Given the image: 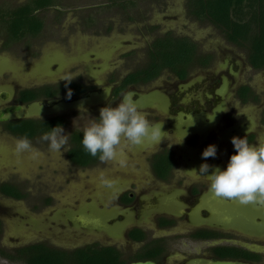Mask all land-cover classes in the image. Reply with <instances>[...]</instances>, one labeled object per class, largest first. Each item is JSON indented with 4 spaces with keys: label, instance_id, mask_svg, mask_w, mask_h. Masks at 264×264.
Segmentation results:
<instances>
[{
    "label": "flooded vegetation",
    "instance_id": "af4514ba",
    "mask_svg": "<svg viewBox=\"0 0 264 264\" xmlns=\"http://www.w3.org/2000/svg\"><path fill=\"white\" fill-rule=\"evenodd\" d=\"M46 1L44 4L42 0H20L16 5H13L9 1L0 3V32H2V34L0 33V112L14 106H23L24 109H28L33 105H44L46 107L53 102H65L66 100H74L81 97L89 99V101H93V99L97 100V98L98 100L100 99L90 106L91 111H93L96 107H100L101 109L103 106H113L109 103L104 104L107 100L117 101L119 103L123 95L128 92H133L135 93L134 99L138 103L139 110L146 113L148 118L155 120L152 124L162 125L161 131L165 133L162 138L163 143L168 142L169 139H167V136L169 134H173L177 138L187 137V135H198L199 130L202 128V120L206 118L203 117L201 120L195 114L203 109V104H208V107L209 104L215 106L214 108L216 109L213 110L210 118L207 117L208 120L212 119L210 121H214L217 113L216 110L222 107L220 102L223 99V91L215 90L216 84L213 85L214 87H211L209 96L204 100L201 101L198 97L199 94L205 91L195 90L197 95L195 100L190 99L188 101L183 100L182 103L180 102L182 95L185 96L193 88V85L190 83L192 85L190 86L188 83L195 68H201L203 70L210 69L216 60L210 54L204 55L199 53L195 41L188 36H175L170 32L158 37L155 35L156 37L146 46V62L128 73L131 74L144 69L149 60L147 51L152 48L153 42L169 35L174 38H186V40H190L196 46L194 64H191L187 68L185 78H179L174 73L164 69L152 81H138L137 83H131L122 87L125 77L128 75L126 74L121 79L118 77L108 79L106 82L108 90L104 91L103 84L97 81L99 73L104 70L102 69L103 67L94 66L92 67L94 70L91 71L86 66L89 70L87 71L89 76L86 75L88 79L86 81L78 77L71 83L63 80L41 81L46 76H40V72H51L50 70L53 69L52 72L56 75L65 64V62L62 63L60 60L58 53L52 52L48 54L46 48L54 42L59 43L58 37L61 38V32L65 26L67 27L65 22L69 19V14L73 13L70 10L74 11L73 14H77L78 9L74 4L76 0H73V2H65L63 0ZM104 4L105 8L119 10L122 13L129 9L128 6L130 8L134 7V4L129 2V0L120 2L118 0H109ZM186 5L185 11L187 18H191ZM92 6L95 5H88L87 11H93ZM21 7H29L30 18L32 21L39 22L41 26L36 34L25 33L15 38L10 33L8 25H10L13 12ZM47 14L53 15L51 19L52 24L50 23L48 26L51 25L55 29L58 37L54 41L46 40L43 42L39 38L44 32L45 25H47L45 23ZM96 19L95 15L93 17L89 16L86 20H83V25L90 30H95ZM191 19L195 20L194 18ZM59 25L61 26V30L58 31L57 27ZM209 26L212 27L211 25ZM1 27H4V30H1ZM112 27H110L111 29L108 27L107 33L112 31ZM148 27L150 29L147 30L146 35L152 36L156 33V26L150 24L146 28ZM28 40L32 44L38 40V43L30 49L29 47L31 45L27 43ZM19 45L26 46V48L24 46L22 47L25 57L28 58L25 60V65L18 62L13 55L14 53H12L14 51L13 47ZM244 52L246 54L245 62L247 69L257 75H262L264 68L260 70L253 69L247 61V52ZM76 54L73 61L85 63L91 57L98 59L97 53H88L83 57H80L81 54L78 52ZM45 57L48 59L46 67H35V64L39 63ZM198 58H207L208 65L206 67L200 66L197 63L199 62L197 60ZM230 68L232 71H235L234 65L231 64ZM49 74L51 75V73ZM165 74L171 77L172 84L170 83L169 87L166 90L164 89L165 91L162 94L157 89L145 93L139 92L138 89H144L146 87L153 88L154 83ZM17 78L20 80H18L19 82ZM33 79L41 82L33 83ZM70 85L82 86L80 93L71 95V98L66 93V89ZM46 89L55 91L56 95L51 98L46 97L43 92ZM243 89L247 91L243 93L244 96H240L242 95ZM27 91L34 93L40 91L42 95L34 101H23L21 94ZM103 93L107 94V100H105L106 97L104 98ZM233 94L243 105L262 104L259 92L248 83L239 84L233 89ZM191 100L193 101L192 103L190 102ZM185 105H188L187 109L183 107ZM60 117L64 119L61 115L43 116L39 114L32 116L19 114L15 115L8 122L0 123V130L3 133L19 139L20 137L7 130L6 126L9 123ZM156 119L158 120L156 121ZM40 139L43 140L42 138ZM253 139L250 137L248 140L252 141ZM163 143H159L160 146L154 144L156 147L153 148V151L150 150V154L148 153V156H146L147 161L140 163L133 162L134 164L128 167L129 169L121 170L123 174H131V177L120 179L122 183L118 185L119 189L115 194L117 195V205L119 208L117 210H114V208L111 209L109 214L110 212L113 214L104 218L102 217L100 220L103 223L97 221V226H94V224L92 226L88 221L92 222L94 219H89L88 216L84 215L85 213L79 216L81 220H77L78 218L74 219L72 218L73 216H70L68 222L74 231H83L81 234L86 235L88 233V227H91V230H95L96 233H100L103 236L102 239L93 243L69 248L65 247L66 245L49 244L41 240H30L26 242L15 240L14 243L5 245L3 239L4 236L7 238V232L5 231L4 224L0 220V263L29 264L32 254L30 255L31 252H28V248L32 246H38V248L43 246L49 250L61 251L71 255L69 264H76V259L72 254L85 248L113 251L114 256L116 255L113 264H264V206H243L235 200L216 198L209 191L210 181L206 177L212 174L215 167H210L209 171L202 173L199 179L191 173L177 171L180 169L175 161L174 151L169 145H164ZM152 147H146L147 149L144 148V151L146 152ZM69 148L70 142L68 140L66 153ZM168 152L172 155L173 163L168 166L166 176L159 178L156 170L164 168L167 165L154 161V159L158 155H163ZM103 163L99 161L94 166L88 167V169H95ZM184 163L183 171L187 172L195 169L199 173L200 168L187 164V162ZM129 183L134 188L126 187ZM4 185L17 187L23 193L24 198L17 200L0 192L1 197L17 202L27 199V193L23 192V188L17 184L3 182L0 183V188ZM89 200L91 202L92 197ZM51 201L49 199L46 200L43 206L45 208L50 207ZM88 208L91 209L90 206ZM96 210L95 208L90 210L91 214L96 212ZM94 221L96 222V220ZM13 234L15 235V233ZM78 235L75 238H78ZM27 236L29 237L30 235L28 234ZM27 236L24 238L29 239ZM10 239L12 241L14 240L13 237ZM25 249H27L25 252L21 251Z\"/></svg>",
    "mask_w": 264,
    "mask_h": 264
},
{
    "label": "rangeland",
    "instance_id": "374dc122",
    "mask_svg": "<svg viewBox=\"0 0 264 264\" xmlns=\"http://www.w3.org/2000/svg\"><path fill=\"white\" fill-rule=\"evenodd\" d=\"M3 1H9L16 5L20 0H0V3ZM63 1L73 2V0ZM108 1L76 0L74 4L78 8L77 14H73L74 11L70 10L73 13L69 14V19L65 22L67 27L65 26L61 32V38L58 37V33H55V29L51 25L48 26V24H52L53 15H46L45 23L47 25H45L39 40L54 41L58 37L59 43L54 42L48 45L46 50H48V54L58 53L60 60L65 64L56 75L53 74V69L50 70L51 72H40V76H46L41 81H58L68 74L86 81L88 80L86 75L89 76L88 68L92 71L94 70L92 67L99 66L104 70L99 73L97 81L103 84V90L106 91L108 90L106 83L108 79H115V77L121 79L146 62V46L153 38L169 32L175 36H188L195 41L199 53L210 54L216 60L210 69L195 68L188 83H191L193 88L186 93V97L182 95L180 102L195 100L197 96L195 90L205 91L198 97L199 100H204L209 96V91L214 84L217 85H215V90L223 91V99L220 102L222 107H217L214 121L207 118H210L211 113L216 109L211 104L209 107L208 104H203V109L195 114L201 120L203 117L206 118L202 120V128L198 135L177 138V136L169 134L167 136L169 140L165 143L161 139L160 143L169 145L173 149V155L180 171H183L184 162L197 168L207 163L210 167L226 170L231 155L236 154L231 143L233 137L241 139L246 135L248 139L252 137L254 139L249 141L250 144H256L264 139V73L257 75L249 71L246 67L245 52L223 40L217 30L207 24L187 18L185 11L187 0H129L134 4V7L130 8L127 5L129 9L123 13L119 10L105 8L104 3ZM120 1L124 0H118V2ZM90 4L95 5L92 6L93 11H87ZM94 15L97 18L95 20L96 28L90 30L83 25V20ZM77 20L79 21L77 22ZM150 24L157 28L156 33L152 36L146 35L147 30L150 29V27H146ZM108 27H112L110 33H107ZM1 30H4V27H1ZM57 30H61L60 25ZM0 33L2 34V32ZM78 37L79 39H77ZM27 43L31 45L29 47L31 49L38 43V40L33 44L28 40ZM23 46L13 47L12 53L18 62L25 65V60L28 58L22 51ZM24 47L26 48V46ZM76 52L81 54L80 57L88 53H97L98 59L95 58V60L91 57L85 63L73 61L77 55ZM47 63L48 59L45 57L35 64V67L44 68ZM231 64L235 66V71L231 70ZM41 81L33 79V83ZM170 83L172 84L171 77L165 74L154 83L153 88L146 87L138 90L140 93H145L157 89L162 94ZM243 83L255 87L261 97V105H243L235 98L233 89ZM191 84L190 86H192ZM103 95L107 100V94L103 93ZM99 100L98 98L97 100L93 99V101L78 107L61 108L52 114L41 113L33 109L32 116L42 114L43 116L61 115L64 117L66 124L62 134L67 135L68 139L60 153L52 152L48 141L37 138L32 142V146L37 150L38 155L32 157L29 153L17 154L14 149L15 140L18 138L0 130V183L17 184L23 188V192L27 193V199L20 202L0 196V220L7 232V238L4 236L3 239L5 245L12 244L15 240L22 242L41 240L59 246L66 245L65 247L69 248L102 239L103 236L96 233L95 230H91V227H88L86 235L81 234L83 231H74L68 222L70 216L81 220L79 216L85 213L84 215L89 219L96 220V222L93 220L94 222L88 221V223L97 226L102 217L113 214L111 212L109 214V211L119 208L115 194L119 189L118 185L122 183L120 179L131 177V174H123L121 170L129 169L128 167H131L133 162L147 161L146 156L150 150L153 151V148L160 144L146 139L140 145L125 147L124 158L127 162L125 167H120L115 161L104 162L95 169L78 168L72 165L66 157L69 136L75 131L83 132L93 118H99L100 107L94 108L93 111L90 107ZM107 101L104 105L109 103L116 106L118 104L117 101ZM37 106L48 110L44 105ZM183 107L187 109L188 105ZM148 120L150 123L155 121L151 118ZM209 145L217 147L216 157L203 159L202 153ZM146 147L152 148L145 152L144 148L147 149ZM101 171L105 173V179L110 182L109 184L102 183ZM126 187L134 188V186H130V183ZM91 197L92 201L90 202ZM48 199L52 200V203L50 207L45 208L43 204ZM89 206L91 209L88 208ZM93 208L97 210L91 214L90 210ZM89 233L90 235H88ZM76 235L78 238H75ZM26 236L29 239H25ZM11 237L14 238L13 241L10 239Z\"/></svg>",
    "mask_w": 264,
    "mask_h": 264
},
{
    "label": "trees",
    "instance_id": "16d2710c",
    "mask_svg": "<svg viewBox=\"0 0 264 264\" xmlns=\"http://www.w3.org/2000/svg\"><path fill=\"white\" fill-rule=\"evenodd\" d=\"M46 0H42L43 4ZM47 2V1H46ZM42 4V3H41ZM186 8L191 18L198 22L211 25L223 36L224 40L237 46L247 52V61L249 65L260 70L264 68V0H188ZM30 8L21 7L16 9L11 15L10 33L13 37L25 33L36 34L41 24L32 21L29 16ZM1 17V16H0ZM196 56V46L186 38H174L166 35L163 38L153 42L152 48L148 49V63L144 69L128 74L125 77V85L131 83L149 82L160 75L164 69L177 75L179 78H185L187 68L194 64ZM200 66L208 65L207 58L197 59ZM82 86L70 85L66 89L72 95L80 93ZM246 89H243L242 95ZM44 95L48 98L56 95L55 91L46 89ZM23 101L37 100L42 94L38 92H23ZM66 121L63 118H53L44 120H26L9 123L7 130L18 137L27 136L30 141L42 138L45 133L51 129L61 126L65 127ZM83 132L75 131L70 134V148L66 153L68 161L78 167L87 168L97 164L99 156L93 157L88 153L83 145ZM171 153H165L155 157L154 161L161 162L167 166L159 168V178L166 176L168 166L173 163ZM0 192L14 199L24 198L23 193L15 186H2ZM37 249V251H36ZM21 250V251H26ZM31 252L29 264H69L70 256L61 251L49 250L45 247L32 246L28 248ZM76 259V264H113L116 255L113 251L103 249H80L72 254Z\"/></svg>",
    "mask_w": 264,
    "mask_h": 264
},
{
    "label": "clouds",
    "instance_id": "9594fccd",
    "mask_svg": "<svg viewBox=\"0 0 264 264\" xmlns=\"http://www.w3.org/2000/svg\"><path fill=\"white\" fill-rule=\"evenodd\" d=\"M71 74L65 75L61 80L71 83L74 79ZM71 91L68 97L71 98ZM135 93L128 92L123 95L116 106H106L99 110V118H93L83 131L82 145L93 157L99 156L101 162L115 161L120 167L126 166L124 148L129 145H140L146 139L160 143L164 134L162 125L150 123L147 114L138 108L134 99ZM212 120V119H210ZM63 128L57 126L42 136L49 142V148L54 153H60L67 143V135L62 134ZM231 143L235 153L231 155L226 170L215 167L211 175L209 191L219 199L235 200L243 206H264V139L256 144H250L247 138L233 137ZM17 154L29 153L32 157L38 155L27 136L15 140ZM217 147L209 145L202 153V158H215ZM210 165L202 164L199 173L193 169L180 171L191 173L198 179L202 173L209 171ZM102 183L109 184L105 173L100 172Z\"/></svg>",
    "mask_w": 264,
    "mask_h": 264
},
{
    "label": "water",
    "instance_id": "95a60500",
    "mask_svg": "<svg viewBox=\"0 0 264 264\" xmlns=\"http://www.w3.org/2000/svg\"><path fill=\"white\" fill-rule=\"evenodd\" d=\"M86 103H89V99H85L81 97V98H76L74 100H66L65 102H53L48 106H46L48 110L38 108L37 105H33L29 107L28 110L24 109L23 106H14L0 112V123L8 122L15 115H19V114L31 115L33 109H36L41 113L52 114L53 112L61 108L78 107L79 105H83ZM133 264H144V263H133ZM145 264H150V263H145ZM218 264H222V263H218Z\"/></svg>",
    "mask_w": 264,
    "mask_h": 264
}]
</instances>
